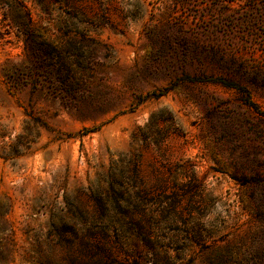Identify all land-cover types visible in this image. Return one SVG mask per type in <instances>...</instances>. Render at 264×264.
Instances as JSON below:
<instances>
[{
  "label": "rangeland",
  "instance_id": "obj_1",
  "mask_svg": "<svg viewBox=\"0 0 264 264\" xmlns=\"http://www.w3.org/2000/svg\"><path fill=\"white\" fill-rule=\"evenodd\" d=\"M0 264H264V0H0Z\"/></svg>",
  "mask_w": 264,
  "mask_h": 264
},
{
  "label": "trees",
  "instance_id": "obj_2",
  "mask_svg": "<svg viewBox=\"0 0 264 264\" xmlns=\"http://www.w3.org/2000/svg\"><path fill=\"white\" fill-rule=\"evenodd\" d=\"M25 27L26 26L24 25V28ZM51 67H52L51 65L45 66V67L41 68V71L51 75L52 74V68ZM65 70H66L65 73H68V69L65 68ZM53 86L55 88L60 89V90H64L65 92L67 90H75V91L81 90L80 85H78L76 83H72L71 81L70 82H62V81L57 82V83L53 84Z\"/></svg>",
  "mask_w": 264,
  "mask_h": 264
}]
</instances>
